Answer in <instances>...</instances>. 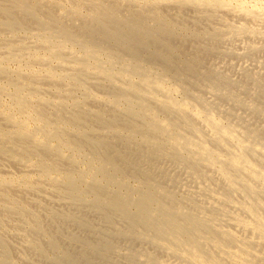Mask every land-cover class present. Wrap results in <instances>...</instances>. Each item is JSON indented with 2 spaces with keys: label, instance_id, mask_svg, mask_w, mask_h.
I'll return each instance as SVG.
<instances>
[{
  "label": "bare ground",
  "instance_id": "6f19581e",
  "mask_svg": "<svg viewBox=\"0 0 264 264\" xmlns=\"http://www.w3.org/2000/svg\"><path fill=\"white\" fill-rule=\"evenodd\" d=\"M187 6H192L205 23L211 24L212 18L218 22L211 32H201L203 36L193 33L195 37L206 35L219 43L243 38L247 42L255 37L264 41V9L249 0H0V15L7 19L11 12L16 14L11 20L0 17L4 21L0 22V264H35L27 258H15L23 254L22 250L12 248L5 235L15 242L23 240L26 253L30 251L45 264H95L86 258V252L82 262L61 248L62 241L48 239L45 215L39 211H46L48 221L59 217L65 225L77 223L75 211L82 208L91 210L107 225L103 232L97 230L99 225L87 223L86 230L100 237L99 243L79 240L78 246L76 242L77 248L82 245L88 252L119 255L128 264H264V139L256 121L255 127L252 119L248 122L244 116L217 106L222 100L226 106L240 107L264 121V91H256L255 99L262 100L256 104L247 93L259 84L258 74L245 73L246 87L214 71L211 76L206 72L205 77L200 76L197 70L202 67L195 68L188 59L185 71L194 78L202 77L210 90L193 89L191 85L196 83L184 81L188 74L184 73L183 79V70L178 71L181 65L176 66L181 53L163 35H174L172 15H182ZM139 8L140 14H135L133 10L137 13ZM86 9L90 13L85 16ZM193 14L187 16L197 17ZM17 15L27 16L38 25L37 30L31 24L34 29L29 26L20 39L25 28ZM192 19L189 26L202 24L198 20L194 24ZM51 20L57 29L49 24ZM70 21L82 22L81 29L98 33L95 37L99 35V40L125 42L127 54H109L99 41L77 35L79 27L71 28L67 24ZM259 23L263 27H258ZM4 29L9 39L3 35ZM142 38L160 41L164 50L150 60L149 66L140 64L145 59L141 56L146 43ZM253 44L244 47L254 50L252 54L258 51ZM178 72L175 80L172 73ZM41 77L46 79V83L41 81L48 87L45 90L44 84L39 86ZM225 78L229 81L221 82ZM103 85L109 87V92L105 91L108 95L97 92ZM237 88L250 101L236 95ZM77 92L83 98L75 96ZM202 92L214 93L220 104L215 105L216 99L211 102ZM118 146L129 153L120 152ZM129 148L136 150L130 153ZM141 156H147L146 160H140ZM148 158L174 162L193 186L184 183L182 176L167 173L166 168L161 170L164 179L160 183L155 172L148 169ZM6 162H14L11 164L17 165V173ZM9 190L24 192L23 196L29 191L34 196L25 195L21 197L25 202H20ZM39 190L51 197L35 196ZM43 199L57 207H75V216L48 209ZM15 216L23 224L32 221L28 224L32 233L47 239L42 245L46 244L54 257L20 232L25 228L19 231L21 226L9 227L8 220ZM117 222L128 226L122 230ZM102 236L151 246L161 256L123 250L114 245L116 241L110 243Z\"/></svg>",
  "mask_w": 264,
  "mask_h": 264
},
{
  "label": "rangeland",
  "instance_id": "374dc122",
  "mask_svg": "<svg viewBox=\"0 0 264 264\" xmlns=\"http://www.w3.org/2000/svg\"><path fill=\"white\" fill-rule=\"evenodd\" d=\"M254 1V2H253ZM257 2V3H256ZM249 3L251 4V5H253V3H254V5L256 4L258 7H260V8H263L264 9V0H249ZM261 5V6H260ZM136 9V8H135ZM187 9H189V10H187ZM192 9H194L192 6H187L185 9H184V11H183V13H181L184 17H182V15H180V13H177L176 15H172V17H174L173 18V25L176 27V29H174L175 31V33H174V35L172 34L171 36L170 35H168V36H166L165 37V35H163V38H166V40H169L172 44H173V46H174V49L176 50V51H178L177 53L178 54H180V56L181 55H183V57L181 56H177L176 58V60H180L178 63H176V60H175V63H176V66L178 67V65L180 66V67H178L179 68V72H181L180 70H183L182 71V73L184 74H188V72L187 71H185V69H184V66L186 65V59H188V60H191L190 62H192L193 63V66L195 65V66H199V68H201L202 67V69H200V70H197L200 74V76H203V77H205L204 75H205V72H206V75L208 76V75H212V74H214V72L216 73V72H218L219 74H221V75H223L224 77H228L227 79H230V80H233V81H235L234 83H237V84H243V86H245L246 85V87H248L249 86V84H248V81H247V77L246 76H244L245 75V73H250V74H253L254 75V73L255 74H258V75H256V77H258L259 79H258V81H259V84L258 85H256L255 87H253V91L251 90L250 92H248L247 93V96L250 98V100L252 101V100H254V102H256V104L258 103V104H260L261 102H262V100H258V99H255V95H256V91H259V90H262L263 89V91H264V66H263V64L264 63H262V62H264V51L262 52V49H263V47H264V44H263V42L264 41H262V39L259 37V39H257V37H255V39H253V40H250V41H248L247 40V42H246V39L245 38H243V40L242 39H239V41L238 40H235V41H222V42H216V41H214V40H212V38H210V36H207L206 37V35H205V37H201V36H203V35H201L200 33L201 32H203L204 34H206V33H208V32H211L212 31V29L214 28V27H217L216 25V23H218V22H216L214 19H216V18H212L211 19V21H209L212 25H215V26H212L211 24H209V23H205L204 21L205 20H203L202 18H200V16L197 14V12H196V10H193L192 11ZM87 10V12L85 11V16H86V14L88 15L90 12L88 11L89 9H86ZM134 11V13L135 14H140V8L139 9H137V13L135 12V10H133ZM132 11V12H133ZM187 11V12H186ZM192 11V12H191ZM195 11V12H194ZM89 12V13H88ZM175 12V11H174ZM194 13V14H193ZM196 13V14H195ZM13 14H14V16L16 15L15 14V12L14 13H12L11 12V15L10 16H8L7 17V19L6 18H4V16H2V15H0V17H1V19H2V17H3V20L4 19H6V20H8V19H12V17H13ZM188 14H190V15H192L193 14V16H197V17H195V18H190L189 16H187ZM179 15V16H178ZM18 16V19H19V17H20V19H19V21L22 23V21H24V22H26V23H22V27H24L25 29H23V30H21V35L19 36V38L20 39H23V35H24V33H25V31H28L29 30V26H31V24L32 25H34L35 23L33 22V21H30V19L27 17V16H23V15H17ZM21 16H22V18H21ZM199 16V17H198ZM16 17V16H15ZM14 17V18H15ZM89 17V16H88ZM192 17V16H191ZM186 18V19H185ZM200 18V19H199ZM22 19V20H21ZM26 21H25V20ZM179 19H181V21L179 20ZM183 19V20H182ZM190 19H192V21L194 22V21H196V22H194V24H197V20L199 21V22H201L202 24H200L199 22V24H197V25H194V27L193 26H189L190 25V23H191V20ZM196 19V20H195ZM2 20V21H3ZM49 20V19H48ZM47 20V21H48ZM178 20V21H177ZM185 20H187V21H185ZM203 22H202V21ZM217 20V19H216ZM1 20H0V22H2ZM50 21V20H49ZM48 21V22H49ZM213 21H215V23L213 22ZM4 22V21H3ZM52 22V23H51ZM51 22L49 23L54 29H57V26H56V23L55 22H53L52 20H51ZM83 22V24H86V22H85V20L84 21H82ZM82 22L80 23V22H73V24H71L72 22L70 21V23L68 22L67 24L71 27V28H78V30H77V32H76V29L75 30H73V31H75L76 33H77V35H82V36H84V34H85V36L83 37V38H88V39H90V40H96V42H98L99 41V43L101 44L102 43V46H105L104 48L106 49V51L108 50L109 51V54H111V53H113V54H115V55H117V56H124V55H126L127 54V50L125 51V48L123 47V46H125L126 45V43L125 42H121V41H118L117 40V42L115 41V40H112V39H102V40H99L100 39V37H99V35H98V38H96L95 36H97V34L98 33H93V32H84L81 28H82ZM186 22V23H185ZM190 22V23H189ZM208 22V21H207ZM30 23V24H29ZM77 23H80V24H77ZM193 23H191V25H192ZM208 24V25H207ZM36 25V26H35ZM34 26H35V31L37 30V28H38V25L37 24H35ZM54 25V26H53ZM72 25V26H71ZM80 25H81V27H80ZM180 25V27H178ZM181 25H182V27H181ZM208 26V28H209V25H210V29H208L207 28V26H206V28L208 29V31H207V29L205 28V27H203V26ZM33 26V27H34ZM189 26V27H188ZM198 26H199V28H198ZM32 27V26H31ZM31 28V29H34V28ZM191 28V29H188L189 30V32H188V30L186 29H184V28ZM258 27H263V25L262 24H258ZM181 28V29H180ZM197 28V29H196ZM28 29V30H27ZM30 29V30H31ZM193 29H195V30H193ZM81 32H80V31ZM180 30L181 31H183L184 32V34H183V32H180ZM190 30H191V32H190ZM203 30V31H202ZM205 30V31H204ZM211 30V31H210ZM5 31V32H4ZM7 31V29H4L3 30V35L7 38V39H9L8 37H9V35L7 34L8 33V31ZM23 31V32H22ZM33 31V30H32ZM78 31H79V34H78ZM207 31V32H206ZM187 33V34H186ZM193 33H197L198 35H201V36H197V37H195L194 35H192ZM88 34V35H87ZM91 34V35H90ZM177 34V35H176ZM188 34H190L189 36H188ZM80 35V36H81ZM92 35H94V36H92ZM176 35V36H175ZM180 35V36H179ZM187 37H185V36ZM175 36V37H174ZM94 37L96 38V39H94ZM177 37H179L180 38V41H179V38L177 39ZM185 37V38H184ZM193 37H195V38H193ZM204 38V39H203ZM144 38H142V41H143V44L145 45V48L143 47V53L145 54V57H144V54L142 53V58H145V59H143L144 61L142 62L141 61V63L140 64H144V65H146L147 63V65L149 66V64H150V60L153 58V57H155V55L158 53V54H162V53H164V50L162 49L161 50V44H160V41H150V40H148L147 38L146 39H144ZM245 39V40H244ZM104 40V41H103ZM106 40V41H105ZM109 40V41H108ZM182 40H183V42H182ZM186 40V41H185ZM6 41H8V40H6ZM110 41H112V42H110ZM177 41H179V42H177ZM184 41H185V43H184ZM255 41V42H254ZM148 42V43H147ZM254 43L253 45L256 47V48H258L257 50V52H253V54H252V51H254V50H252V51H248L247 49L245 50V46H246V43ZM118 43H120V44H118ZM230 43V44H229ZM176 44L178 45V46H176ZM216 44V45H215ZM257 44V45H256ZM121 45V46H120ZM149 45V46H148ZM159 45V46H158ZM184 45V46H183ZM237 45V46H236ZM240 45V46H239ZM101 46V45H100ZM180 46H181V48H180ZM120 47V48H119ZM176 47V48H175ZM178 47V48H177ZM183 47H185V48H183ZM238 47H240V48H238ZM259 47H260V49H259ZM103 48V47H102ZM110 48V49H109ZM160 48V49H159ZM209 48V49H208ZM235 48V49H234ZM158 49V50H157ZM178 49H181V50H178ZM183 49H187L186 51H187V53L183 50ZM196 49V50H195ZM233 49V50H232ZM242 49V50H241ZM114 50V51H113ZM154 50V51H153ZM161 50V51H160ZM201 50H203V51H201ZM206 50V51H205ZM227 50V51H226ZM240 50V51H239ZM118 51V52H117ZM125 51V52H124ZM145 51V52H144ZM184 51V52H183ZM234 51V52H233ZM245 51H247V52H245ZM260 51V52H259ZM111 52V53H110ZM121 52H122V54H121ZM189 52V53H188ZM197 52V53H196ZM200 52V53H199ZM202 52V53H201ZM204 52V53H203ZM217 52V53H216ZM238 52V53H237ZM250 52V53H249ZM183 53V54H182ZM186 53V54H185ZM192 53V54H191ZM247 53H249V54H247ZM255 53V54H254ZM119 54V55H118ZM157 54V55H158ZM191 54V55H190ZM196 54V55H195ZM197 54H200V57H196V56H199V55H197ZM247 54V56L245 57V55ZM261 54V55H260ZM153 55V56H152ZM156 55V56H157ZM188 55V56H187ZM235 55V56H234ZM237 55V56H236ZM240 55V57H238ZM244 57H243V56ZM191 58H190V57ZM151 57V58H150ZM189 57V58H188ZM192 57H194V59L192 58ZM195 57L197 58V59H195ZM204 57V58H203ZM237 57V58H236ZM249 57H250V59H249ZM200 58V59H199ZM208 58V59H207ZM228 58V59H227ZM233 58V59H232ZM202 59V60H201ZM210 59V60H209ZM216 59V60H215ZM218 59V60H217ZM138 60H140L139 58H137L136 59V61H138ZM145 60L147 61V62H145ZM197 60V62L196 63H194L195 61ZM198 60L201 62H198ZM209 60V61H208ZM212 60V61H211ZM243 60V61H242ZM251 60V61H250ZM259 60V61H258ZM260 61H262V62H260ZM135 62V61H134ZM183 63V64H182ZM198 63V64H197ZM209 63V64H208ZM226 63V64H225ZM178 64V65H177ZM202 66H201V65ZM253 66H252V65ZM228 65V66H227ZM194 66V67H195ZM197 66V67H198ZM226 66V67H225ZM258 66V67H257ZM183 67V68H182ZM197 67H195V68H197ZM216 67V68H215ZM243 67H244V69H243ZM260 67H262V68H260ZM15 69V67H12V69ZM182 68V69H181ZM198 68V69H199ZM229 68V69H228ZM213 69V70H212ZM227 71H225V70ZM228 69V70H227ZM239 70V71H238ZM249 70V71H248ZM260 70V71H259ZM211 71V72H210ZM214 71V72H213ZM232 71V72H231ZM177 72V71H176ZM177 73V74H175V73H172V75H173V78H175V80L177 79V77H178V74H180V73ZM213 72V73H212ZM230 74H229V73ZM253 72V73H252ZM181 73V77H183V79H185L184 77L186 76L185 74H184V76H183V74ZM190 73V72H189ZM208 73V74H207ZM223 73V74H222ZM204 74V75H203ZM237 74V75H236ZM175 75H177V76H175ZM192 75V76H191ZM230 75V76H229ZM247 75V74H246ZM260 75H262V76H260ZM175 76V77H174ZM188 76H190V77H188ZM239 76V77H238ZM243 76V77H242ZM195 76H194V74H192V73H190V74H188L187 75V79H185L184 81H186V82H188V80H189V82L190 81H193V83H196V84H192L191 85V88H197V87H202V88H204V89H207V90H210V88L208 87V86H206L207 84L204 82L203 83V79H202V77H196V78H194ZM243 78L245 79V80H243ZM262 78V79H261ZM197 79V80H196ZM199 79H201V85H200V80ZM226 78L225 79H222V81L221 82H228L229 80H227ZM46 79L45 78H43V80H42V77L40 78V85L39 86H43V84H44V86H45V88H44V90L45 89H47L48 87L46 86V81H45ZM174 80V79H173ZM41 81L42 82H45V83H41ZM232 81V82H233ZM245 81H246V83H245ZM240 84V85H241ZM263 84V85H262ZM261 86V89H259L260 87H258V86ZM43 86V87H44ZM192 86H195V87H192ZM197 86V87H196ZM208 87V88H206V87ZM210 86V85H209ZM56 87H59L60 89H61V87L60 86H56ZM102 87H104V88H102ZM263 87V88H262ZM100 88V87H99ZM99 88H97L96 90H98L97 92L100 94V95H105V94H107L108 92H109V87L107 88V85L106 86H101V91H99L100 89ZM106 88V89H105ZM238 89H241V88H237L236 90H234L235 91V94L236 95H239L240 97H243L244 98V100H246V101H250L249 99H248V97L246 96V94H244L243 92H241L240 90H238ZM42 90H43V88H42ZM43 90V91H44ZM61 90H64V88H63V85H62V89ZM105 91H108V92H106L105 93ZM78 93V94H77ZM77 93H75V96H78V98H83V96H82V93H80V92H77ZM80 94H81V97H79L80 96ZM202 94L204 95V97H206V98H209L210 100H212L211 102H213L214 101V99H216V95L214 94V93H208V92H202ZM201 94V95H202ZM48 95H50V94H48ZM108 95V94H107ZM202 95V96H203ZM250 95V96H249ZM246 96V97H245ZM254 98V99H253ZM219 99H216V101L215 102H213L215 105H216V102H217V104L219 103ZM221 102V104L220 105H217L218 107H221L222 109H226L227 111H230V112H232V113H234V114H237V115H240L241 117H243L244 119H246L248 122H251L250 120L252 119V125L253 126H255V124H256V122H257V124H256V126H258V127H256V128H260V130L259 131H261L260 132V134L262 135V137H263V139H264V136H263V134H264V121L263 120H261L258 116H256V115H252L253 113H248V111H245V110H243V109H241L240 107H236V108H234L233 106H226V105H228L226 102H224V101H220ZM226 107V108H223V107ZM231 108V109H230ZM238 108V109H237ZM248 114V115H247ZM252 116H251V115ZM246 115V116H245ZM250 115V116H249ZM254 116V117H253ZM250 117V118H249ZM255 118V119H254ZM250 119V120H249ZM260 119V120H259ZM258 120L260 121V122H258ZM256 121V122H255ZM255 123V124H254ZM261 124V125H260ZM124 148V147H123ZM121 146H118V148L117 149H119V151L121 152L122 151V153H124V151H126L127 153H129V151H127V150H125V148L123 149ZM124 150V151H123ZM129 150H132L130 153H132L133 152V150L135 151L136 149L135 148H129ZM129 155H131V154H129ZM141 155H143V153H141ZM144 156V155H143ZM143 156H141L140 157V160H143L145 157H147V156H145V157H143ZM143 157V158H142ZM149 159H152V158H148V161H149ZM144 160H146V158L144 159ZM157 160V159H156ZM156 160H150L148 163H150L148 166H149V168L148 169H150V170H152V172H153V174H154V172H155V177L156 176H158V177H156V179H157V181L159 180V182L161 183V182H163V176L161 175L162 173H161V170H163L164 172H165V170H164V168H166V172L167 173H169V174H171V175H175V176H182L181 178L182 179H184L183 181H184V183H188V185H191V186H193L192 185V181H191V179L190 178H187V176H186V173L185 172H183V170H180V168H178L177 167V165L176 164H174V162L172 163V161L170 162V161H167L166 162V160H157V161H159V163H154V162H157ZM151 161H152V163H151ZM164 161V162H163ZM163 162V163H162ZM11 163H13L14 164V162H11ZM10 162H6V164L8 165V167H9V169L12 171V172H14V173H17V171H18V169H16L17 168V165H15V166H13V164H11ZM162 165H161V164ZM157 164V165H156ZM166 164V165H165ZM165 165V167H163ZM12 167V168H11ZM14 167V168H13ZM16 167V168H15ZM152 168V169H151ZM156 170H155V169ZM168 168V169H167ZM174 170V171H173ZM171 171V172H170ZM173 171V172H172ZM157 172L159 173V174H157ZM184 174V175H183ZM162 176V177H161ZM184 176V177H183ZM191 181V182H190ZM46 188H47V190L50 188V186H47L46 185ZM192 189H194L193 187H192ZM43 194H42V193ZM9 193L11 194V196L12 197H14V198H16L17 200H19L20 202H25V199H23V198H21V197H24V198H26L27 196L29 197V198H31V197H33L34 195H32V194H28L29 193V191L28 192H25V195H27V196H23V194H24V192H17V191H14V190H12V191H10L9 190ZM17 193V194H16ZM35 193V196L36 195H40V196H42V197H40L41 199L43 198V196H46V197H51L50 195H46V193L44 194V191H38V192H34ZM12 194H15V195H12ZM181 194L183 195V194H185L183 191H181ZM20 197H19V196ZM22 195V196H21ZM29 195H31V196H29ZM21 198V199H20ZM40 199V200H41ZM23 200V201H22ZM44 200V199H43ZM42 201V200H41ZM46 200H44L43 201V204L48 208V209H52V210H54L56 213H58V214H60L61 215V211H63L62 213H66V214H72V215H74L75 216V214H74V210H76L75 209V207H65V208H62V207H57V206H55L53 203H51V202H49V201H46ZM51 206H50V205ZM69 208H71L72 209V211H71V209H69ZM45 209V208H44ZM58 210V212H57V210ZM40 212H41V214L44 216L45 215V217L46 216H48L47 215V213H46V211H44L43 209H41V210H39ZM80 211H82V212H80ZM89 213H87V212ZM77 214H76V216L75 217H77V218H75L76 219V221H77V223L75 222L74 224L72 223V222H70V224L69 223H65V225H67V226H65L64 225V223L62 222V220H61V218H59V217H56V218H54L53 220H49L48 221V218H45L44 217V219H45V221H44V224H45V229L46 228H48V229H50V231L48 230V229H46V231H48L49 232V234H48V232H46V234H47V237H48V239H54L56 242H58L59 243V241H62V242H60L59 244H60V246H61V248L64 250V251H67L68 253H74L73 254V256H76V258H78V259H82L81 261L83 262L84 260V258H85V256H87L86 258H88V259H90L93 263H95V264H99V263H104V264H107V263H109V264H120V263H122V264H128L127 262H126V259L124 258L122 261L120 260V258L122 259L123 257L122 256H119V255H112V254H104V253H102V255L101 254H97V253H95V252H93V251H87L82 245H81V247H79V248H77V246H76V242H78L79 240H84V241H88V242H90V243H92V244H94L93 242H95V243H99L100 242V240H99V236L96 234V235H94L93 233H90V232H88L87 230H86V226L89 224V223H91V224H96V226L97 225H99V226H97L96 228H97V230L98 231H103L104 232V230H106L107 229V225L104 223V221L102 220L101 221V219H100V217L98 216V215H96L95 216V214L94 213H92V211L91 210H89L88 211V209L86 208V209H81V210H79V209H77L76 211H75ZM82 213V214H80V213ZM88 214V215H85V214ZM90 213H91V215H90ZM62 215H64V214H62ZM83 215V216H82ZM92 215H94L92 218H89V217H91ZM80 216V217H79ZM99 218H98V217ZM17 217L18 216H15L13 219L12 218H10L12 221L14 220V222H12V221H10V220H8L9 221V224H11V225H9V227L11 226V227H14L15 225V227H17V226H21V227H17L18 229H19V231L21 230V229H24V230H22V231H20L22 234H24V236H26L27 237V239H29L30 241H33V242H36V243H38V244H40V245H42L43 244V242L45 241V242H47L46 240L47 239H39V237L36 235V234H34V233H32V231H31V228H30V226H28V224L29 225H31L32 224V221L30 220V219H28L27 220V222L25 223V224H23V223H21L20 222V220H18L17 219ZM86 217H88V218H86ZM80 220H79V219ZM96 218V219H95ZM60 219V220H59ZM81 219L83 220V221H81ZM99 219H100V221H99ZM84 220H85V222H84ZM92 220V221H91ZM97 220H98V224H97ZM19 221V223H16V222H18ZM47 221H48V224H46L47 223ZM90 221V222H89ZM95 221V222H94ZM51 222H52V224H51ZM93 222V223H92ZM13 223V224H12ZM78 223H80L81 225H79ZM88 223V224H87ZM23 224V225H22ZM50 224V225H49ZM61 224H62V227L61 228H65V231H64V229H61L60 228V226H61ZM72 225L71 226V228H70V226L69 225ZM49 225V226H48ZM55 226L54 228L52 227V226ZM78 226L79 227V229H77V228H74L73 230H71L72 228H73V226ZM100 225H103V226H100ZM51 226V227H50ZM104 226H105V228H104ZM127 224L126 223H123V222H117V227L118 228H120V229H122V230H125L126 228H127ZM59 227V228H58ZM69 227V228H68ZM102 227V228H101ZM51 228H53V229H51ZM59 229V233L57 234V232H56V229ZM82 228V230H80ZM101 228V229H100ZM55 229V230H54ZM31 232H30V231ZM67 230H70V231H68V232H66ZM235 230V229H234ZM26 231H27V233H26ZM66 232L65 234H64V236H62V235H60V232ZM83 231V232H82ZM85 231H87V233H85ZM28 232H29V234H28ZM70 232V233H69ZM68 233H69V236H68ZM75 233H77V234H75ZM78 233H80V235H82V237H80V235L78 234ZM90 233V234H89ZM51 234V235H50ZM54 234V235H53ZM72 236H71V235ZM93 234V235H92ZM29 235V236H28ZM50 235V236H49ZM89 235V236H88ZM92 235V236H91ZM30 236H32V238L30 237ZM61 236V237H60ZM74 236L76 237V238H74ZM85 236H87V237H85ZM5 237H6V239L8 240V242H9V244H10V246L12 247V248H14V247H18V248H20L21 250H22V253L24 254H22V255H20V256H18L17 255V257H15V258H17L18 259V257H19V259L21 258V260L20 261H22V259H24V258H27V259H30L33 263H35V264H40V262H42L43 263V260H42V258L40 259L39 257H37V256H35L33 253V257L31 256L32 254H31V252L29 251L28 253H26L27 251H26V249L24 248L23 249V247L25 246L24 245V241L23 240H17L16 242L14 241L15 239L14 238H12V237H10V238H12V240L10 239V238H8L9 236H6L5 235ZM59 237H60V239H59ZM90 237H93V238H90ZM61 238H63L62 240H61ZM65 238V239H64ZM85 238H88V239H85ZM102 238L103 239H105V240H109L110 241V243H113L112 241H116L115 243H114V245L116 246V247H119V248H122L123 250H127V251H129V252H133L134 251V249L135 250H143L142 251V253H144V254H153V255H155L156 254V252H157V256H161V254L156 250V252L153 250L154 248H152L151 246H148V245H139V243H135L134 241H127V240H125V239H121V238H106V237H103L102 236ZM14 239V240H13ZM17 239V238H16ZM59 239V240H58ZM65 240L67 241L68 240V242L67 243H70L71 244V242H75V243H73L74 244V246H73V244H68V245H70V246H68L67 244H66V242H65ZM97 242H96V241ZM112 240V241H111ZM119 240H121L120 242H119ZM122 240H124V241H122ZM15 243H14V242ZM38 241V242H37ZM43 241V242H42ZM64 241V242H63ZM118 241V242H117ZM127 241V242H126ZM17 242H20L21 244H19V243H17ZM133 242V243H132ZM61 243H62V245H61ZM118 245H117V244ZM131 243V244H130ZM134 243H135V245H134ZM64 244H66L65 246H63ZM77 244H79V242L77 243ZM122 244V245H121ZM23 247H22V246ZM121 245V246H120ZM123 245H124V247H123ZM78 246H80V244L78 245ZM133 246H135V248L133 247ZM136 246H138V247H136ZM42 247H44L45 249H46V251H47V254L50 256L51 255V257H54L55 255H54V253L52 252V251H49L50 249L48 248V246H46V244L43 246L42 245ZM47 247V248H46ZM76 247V248H75ZM84 249H83V248ZM139 247H142V248H139ZM144 247V248H143ZM148 247V248H147ZM76 249L75 251H74V249ZM133 248V249H132ZM68 249H69V251H68ZM82 249V250H81ZM70 250H72L71 252H70ZM146 250V251H145ZM152 250V251H151ZM85 252L87 253V255H85ZM88 253H91V256L88 254ZM155 253V254H154ZM28 254V255H27ZM29 254H31V255H29ZM95 254H97V256L95 255ZM103 254L105 255L104 257H103ZM146 254V255H147ZM160 254V255H159ZM80 255V256H79ZM85 255V256H84ZM101 255V256H100ZM14 256H16V254L14 255ZM30 256V257H29ZM93 256H95V257H93ZM100 256V257H99ZM112 256V257H111ZM119 256V257H118ZM83 257V258H82ZM98 257V258H97ZM109 257V258H108ZM111 257V258H110ZM116 257V258H115ZM118 257V258H117ZM33 258H35L34 260H33ZM85 258V259H86ZM101 258L104 260V261H107V262H104L103 260H101ZM113 258V259H112ZM115 258V259H114ZM37 259L39 260V261H37ZM94 259V260H93ZM96 259V260H95ZM98 259V260H97ZM100 259V260H99ZM36 260V261H35ZM40 260H42V261H40ZM117 261V262H116ZM43 264H45V263H43ZM83 264H89V263H87V262H84Z\"/></svg>",
  "mask_w": 264,
  "mask_h": 264
}]
</instances>
